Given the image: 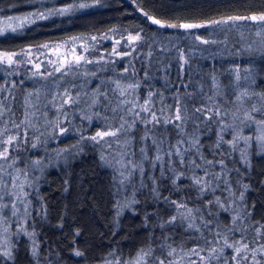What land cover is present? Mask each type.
<instances>
[{
    "label": "trees",
    "instance_id": "obj_1",
    "mask_svg": "<svg viewBox=\"0 0 264 264\" xmlns=\"http://www.w3.org/2000/svg\"><path fill=\"white\" fill-rule=\"evenodd\" d=\"M79 4L88 7L79 8ZM45 5L42 2L34 5L32 0H0V18L26 13L32 8L44 11ZM59 5L72 10L61 13ZM49 7L54 11L49 18L32 22L19 32L0 35V52H14L20 57L22 50L37 52L43 45L54 46L65 39L80 37L89 40L86 60L93 63L83 61L70 70L66 64L60 72L55 70L60 66L36 69L23 59H15L21 62L11 66L0 64V87L7 86L0 93V100L14 113L5 116L10 129L5 137L17 131L12 127V120L20 123L24 119L26 100L36 106L32 109L35 116L29 117L31 126H21L27 132L28 143H21L19 150L12 153L17 163L7 170L11 174L15 170L21 172L18 177L26 191L30 188L29 214L24 229L18 228L16 232L12 227L9 248L13 258H4L3 264H102L105 258L115 264V259L108 255L113 251L124 264L141 248L152 247L159 255L161 244L180 246L185 251L194 246L192 235L179 221L175 225L164 224L176 214L169 201L184 199L189 207L195 204L203 208V203L196 198V190L188 187L190 181L181 179L173 185L169 174L161 178L159 165L149 171L145 161L146 186H141L138 175L132 178L131 184L121 185L116 171L119 165L112 167L101 160L102 155L113 160L118 151L116 145L109 148L105 144V140L112 138L106 137L99 143L89 139L105 130V117L107 123H117L110 109L120 100L142 104L149 92L156 93L152 97L155 110L164 108L165 115L170 114L168 109L175 105L177 96L182 104H187L189 116L192 108L201 103L216 105L222 113L228 112L223 119L232 128L221 131L223 126L216 119L197 121L198 127L194 128L189 120L185 133L189 138L199 137L201 152L207 159L225 160L230 173L227 178L237 196L243 191L241 185H249L244 192V203L254 219L264 221V153L255 143L245 147L243 140L235 151H230L229 145L223 142L220 149L215 147L220 136L230 141L236 132H242L243 136L249 133L251 129L241 124L244 112L253 104L257 108L264 104L256 95H251V99L245 97L242 104L235 102L236 93L251 85L255 93L264 94V44L257 52H251L248 50L251 43L242 44L238 36L228 42L224 30L218 29L220 26L212 32L208 27L162 28L145 16L148 13L176 24L202 23L229 15L259 13L264 11V0H58ZM137 34L141 36L140 41L128 40L130 35ZM181 54L187 63L180 59ZM115 81L122 87L128 84L139 87L129 89L121 97ZM64 88L73 96L79 93L80 103L60 109L62 101L58 96L53 101V96ZM96 90L106 92L107 97L100 96V102L90 107L85 101ZM253 115L261 119L258 113ZM54 123L66 131L59 133ZM136 129L133 135L143 131L139 124ZM168 129V138L174 139L172 126L168 125ZM32 143L36 144L35 148L31 147ZM141 146L138 140L133 141L132 150L137 152L133 159H139ZM147 151L151 156L150 145ZM38 160L39 171L35 163ZM39 172L41 175L37 177ZM149 176L156 178L159 197L152 191ZM227 195L218 189L214 194H205L203 201L213 196L223 200ZM240 204L237 200L233 207ZM209 211L219 212L216 219L225 225L229 223L230 213L211 205ZM204 215L207 218L208 212ZM75 251L83 252L84 256H76ZM226 254L230 256V251L226 250Z\"/></svg>",
    "mask_w": 264,
    "mask_h": 264
},
{
    "label": "snow or ice",
    "instance_id": "obj_2",
    "mask_svg": "<svg viewBox=\"0 0 264 264\" xmlns=\"http://www.w3.org/2000/svg\"><path fill=\"white\" fill-rule=\"evenodd\" d=\"M79 8L88 7L85 4H79ZM62 11H68L64 9ZM38 15L43 18V13ZM145 16L155 25L162 28H203L213 25H235L241 21L256 22L264 27V11L259 13H251L249 15H229L221 17L220 19H210L202 23H168L154 16H149L145 13ZM19 19V18H17ZM15 31V29H13ZM2 34V33H0ZM260 33L257 32V35ZM77 39V38H73ZM95 39V37H92ZM199 39V37H197ZM130 42L140 41L141 36L139 34L135 36H129ZM202 43H209L207 40H202ZM119 43V42H117ZM42 47H47L43 45ZM134 50V49H133ZM129 55L130 53H124ZM14 52H0V64H6L8 66L14 63H20L14 58L17 56ZM19 55H30V52L21 51ZM180 59L187 63V60L181 54ZM81 61L85 63H93L92 60H85L83 55L75 56L73 61L68 63L69 70L73 66H77ZM31 63V61H28ZM36 69L40 68V64L36 63ZM63 64L60 67H56V72H60ZM127 71V70H126ZM43 75V74H42ZM47 75H52L48 73ZM87 75V73H85ZM94 75V73H93ZM240 77L237 74L236 80L239 81ZM215 80V77H213ZM116 90L119 96L124 97L129 89L138 88V84H128L125 87L120 85L119 81L114 82ZM6 85L0 87V93L6 90ZM186 87V86H185ZM218 88L219 85H216ZM32 96V93L28 94ZM88 94L85 93V96ZM153 95L156 93L149 92L142 104H138L136 101L120 100L119 103L110 109L114 114L113 118L117 123L112 125L107 123L108 118L105 117V130L98 131L95 135L89 137L92 141L99 143L100 140H104L106 137H111V141L105 140L107 147L111 148L113 145L117 146L118 151L113 155V160H108L105 156H101V160L106 164L115 167L119 175V183L124 185L125 183L131 184L132 178L139 176L141 178V186H146L143 181L145 175L144 162H148V170H154L159 165L160 176L164 178L166 173L169 174V179L173 185H177V182L181 179H187L190 181L188 187L195 189L196 198L203 203V208L196 207L193 204L189 207L187 200L181 199L179 201H169L175 210V215H172L170 219L164 222L166 225H175L177 221L185 226V229L192 235L194 246L187 249L180 246L173 247L171 244H161V252L159 255L155 254V249L152 247L139 249L135 256L131 260H125L124 264H180L182 260H187L188 264H264V221L254 219L252 212L248 210V205L244 203V192L248 190L249 185L243 184L241 188L243 191L237 193L232 191V183L227 178L230 174L227 169V164L224 159H207L201 152V145L198 136H192L189 138L185 133V127L189 120L192 121L193 127H198L197 121L203 122L204 120H219L223 126L221 131L225 128H232L230 124H225L224 117L228 115V112H221L220 107L213 105L209 106L207 103H201L200 106H194L191 110V116L188 115L187 104H182L180 96L175 98V105L169 107L168 112L170 114L165 115V109L160 108L155 110V104L152 100ZM191 99L192 94H187ZM251 95H256L264 102V94L253 93L249 94L247 89L241 91L235 96V102L242 104L243 99L247 97L251 99ZM62 101L60 109H63L65 105L79 104L81 97L77 93L72 95L68 88H64L62 92H58L53 96V101L56 97ZM107 97L106 92L96 90V92L85 102L89 106H95L100 102L99 97ZM6 99V98H5ZM209 100L212 97L208 98ZM53 101H50L52 103ZM27 109L24 119L17 123L12 120V127L17 131L14 134H8L5 137L6 132H10L7 127L8 121L5 119L6 114H12L11 108L6 106L4 100H0V124L4 125L0 128V219H6L4 216L5 210H10L12 216H16L19 212V208L16 205V201L23 203L22 197H26L27 193L23 190V184L17 185L15 180L18 176L11 181V188H18L19 191H6L10 187V183L5 177L11 176V173L7 171L8 168H12L17 163V157L12 153L19 150L21 143H28L27 132L22 130V125L31 126L30 116H35L36 106L31 101L26 100ZM38 110V109H37ZM59 110V109H58ZM253 113H258L261 119H257ZM89 119H91L89 117ZM141 125L143 131L139 135H133L137 132L136 125ZM246 127L255 126V130L259 133L254 138L264 149V104L262 107L257 108L255 104L251 106L250 110L244 112V118L241 121ZM168 125L172 126L174 132V139L168 138ZM59 125H57L58 127ZM61 132L66 129H60ZM99 138V140H98ZM38 139V137H37ZM84 139V137H82ZM253 139L252 136H243L242 132H236L233 135L232 140L224 141L223 136H220L215 147L220 149L221 142L229 145L230 151H235L239 141L243 140L245 144ZM138 140L141 143L139 147V159L135 160L133 157L137 156V152L132 150L133 141ZM151 146L152 155L148 154V146ZM187 145V147L185 146ZM31 147L35 148L36 144L32 143ZM215 155L214 153H210ZM223 153H221V156ZM197 160L201 161L200 163ZM35 163H39L36 161ZM219 171H216V168ZM202 173V174H200ZM148 179L153 185V193L159 197L157 189V181L154 176H149ZM220 190L222 194L227 192L228 195L222 200L220 197L213 196V199L203 201V196L207 193L214 194L217 190ZM175 190V189H174ZM7 197V200H6ZM239 200L241 204L238 207H233L236 201ZM214 206L218 210L224 213H230L229 223L223 224L217 220L216 217L219 212L213 213L209 211V206ZM254 207V206H253ZM27 211V209L25 208ZM208 212L206 218L204 213ZM199 220L200 223H197ZM164 225H161L163 227ZM206 233V234H205ZM79 234V233H77ZM31 235V233H29ZM165 249H167L165 251ZM226 250L230 251V256L226 254ZM35 249H33V255H35ZM75 255L78 257L84 256L83 252L75 251ZM109 256L115 259V264H121L120 259L116 257L115 252H110ZM195 256L196 259L192 260L191 257ZM4 258L12 259L13 254L11 248L0 252V264H3ZM102 264H113V260L105 258Z\"/></svg>",
    "mask_w": 264,
    "mask_h": 264
},
{
    "label": "rangeland",
    "instance_id": "obj_3",
    "mask_svg": "<svg viewBox=\"0 0 264 264\" xmlns=\"http://www.w3.org/2000/svg\"><path fill=\"white\" fill-rule=\"evenodd\" d=\"M40 1L42 2V4L46 3L44 11H40L37 8L36 9L32 8L26 13H13V14H9L7 16L1 17L0 18V33L5 34L8 32L9 33L19 32L20 30H22L23 28H25L27 25L31 24L32 22H35L41 19H46L52 16L54 14V11L49 6L53 4H57L58 0H32V2H34V5L41 3ZM23 3L24 2L20 4H23ZM59 7H60L59 11L61 13H67L72 10V7L68 8L66 6L65 8H63L62 5H59ZM64 9H68V11H62ZM39 13H43V18H41V16L38 15ZM216 27H217L216 25H213L208 28H209V31L212 32V30L217 29ZM13 29H15V31H13ZM218 29L224 30L227 36L226 38L228 39L227 40L228 42H230V40L234 41V37L238 36L237 38L238 40L241 41L242 44L245 42L251 43L250 46H248L249 47L248 50L251 52H257V50L260 49L262 45L264 44V27H261V25L256 22L241 21L235 25H220ZM257 32H259L260 34L257 35ZM74 38H77V39L68 38V39H65L64 41H61L60 43H57L54 46L42 47V48L37 49V52L33 50V51H30V55H27V56L22 55L20 57H15L14 59H19V60L23 59L26 63H28L29 65L33 67H35L34 65L36 63H39L40 68L43 66L49 67L52 65H56V66H61V64L66 65L70 61H73L75 59V56H78V55H83L86 60L87 59L86 52L90 44L89 40H87L86 38H80V37H74ZM79 47H82V50H80ZM28 61H31V63ZM251 84H248L247 86ZM247 91L249 92V94L255 93L254 85H251L250 87H248ZM238 94L239 93H236V95ZM84 106L89 107L88 105H84ZM53 127L58 128L59 133H63L60 131V129H65V128H60L59 126L57 127L55 123ZM248 129H251V130L245 136H252L253 139L249 141L247 144H245V147H248V146L250 147L253 143H255V145L258 146L259 151L261 153H264V149L261 148L260 143L256 141L254 138L259 133L253 128V126L249 127ZM39 165H40V161L38 164H36L37 171L40 170L41 166ZM9 169L10 168H8L7 170ZM11 172H12L11 176L7 177V180L10 183V187L6 191H17L18 192L19 191L18 188H11V181L16 176H21V172L16 171V170L11 171ZM40 175L41 174L39 172L37 177H39ZM15 183L17 185L23 184L19 177L18 179L15 180ZM37 183H38V180H36L35 182V184L38 187L39 185ZM31 189H33V186H31ZM23 190L25 193H28V190H30V188H28L26 191L23 185ZM27 196L22 197L23 203H21L19 200L16 201V205L20 209L16 216H12L10 214V210H5L4 216L6 217V219H0V252H3L9 249V245L11 244V237H12V229H13L12 227H14V230L17 232L18 228L22 230L26 226V221L28 219V214H29V211H28L29 204H28ZM6 200H7V197H6ZM25 208L27 209V211L25 210ZM191 259L195 260L196 257L192 256ZM185 260H182L180 264H188V261L186 262Z\"/></svg>",
    "mask_w": 264,
    "mask_h": 264
}]
</instances>
